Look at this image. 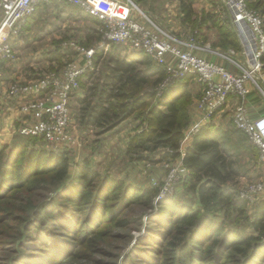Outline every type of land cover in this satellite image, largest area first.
<instances>
[{
    "label": "trees",
    "instance_id": "1",
    "mask_svg": "<svg viewBox=\"0 0 264 264\" xmlns=\"http://www.w3.org/2000/svg\"><path fill=\"white\" fill-rule=\"evenodd\" d=\"M194 3L182 0L186 28L196 35L215 29V46L240 50L231 17L211 10L199 13ZM261 6L256 0L254 8ZM93 18L103 25L97 35L101 40L104 23ZM121 45L100 81L89 85L81 80L87 90L78 99L81 128L97 127L104 134L130 119L138 124L127 139V153L163 148L162 159L181 157L193 76L161 90L166 67L143 51L130 49L120 59L125 50ZM103 56L104 49L96 48L97 64ZM224 132L207 123L182 157L189 170L184 185L197 194L196 207L174 195L155 202L159 187L141 188L109 171L102 173L90 158L71 169L69 152L38 146L37 141L45 142L41 137L0 141V224L15 222V241L31 238L27 245L35 249L38 264H116L138 225L133 212L140 207L156 210L148 217L150 236L146 250L134 246L124 264H264V201L250 214L248 202L225 186L239 170L224 151Z\"/></svg>",
    "mask_w": 264,
    "mask_h": 264
},
{
    "label": "built area",
    "instance_id": "2",
    "mask_svg": "<svg viewBox=\"0 0 264 264\" xmlns=\"http://www.w3.org/2000/svg\"><path fill=\"white\" fill-rule=\"evenodd\" d=\"M54 2L74 5L101 20L104 23L102 45L111 41L131 50L143 51L166 67L168 74L159 87L161 90L189 75L199 82L202 86L198 99L201 118L186 128L181 144L192 139L219 110L236 99L233 124L259 149L260 159L264 161V112L253 117L247 102L253 85L263 91L260 73L264 66V18L250 8L248 0L226 2L241 43L242 65L230 58L240 67L239 71L184 48L185 42L176 34L150 18L146 20L135 0H0V76L4 64L15 58L12 38L22 33L40 5ZM83 50L81 61H72L59 71L10 84L9 96L21 99L18 107L24 115V122L18 126L21 135L41 137L55 147H68L78 142L72 130L71 100L81 87L82 78L94 69L95 54V48ZM231 50L235 52V49ZM167 167L165 187L160 196L172 190L175 182L180 177H187L189 172L182 162L178 166L167 164ZM262 196L264 177L246 183L236 192L238 199L248 203H254Z\"/></svg>",
    "mask_w": 264,
    "mask_h": 264
},
{
    "label": "rangeland",
    "instance_id": "3",
    "mask_svg": "<svg viewBox=\"0 0 264 264\" xmlns=\"http://www.w3.org/2000/svg\"><path fill=\"white\" fill-rule=\"evenodd\" d=\"M135 1L145 13L146 20L150 18L156 24L174 34L177 32H179V34L180 32H188L186 24L182 22L184 18L181 10L182 0ZM194 1V7L199 13L204 10H211L222 14V18L230 17V11L226 3L227 0ZM261 1L262 6L259 8H254L256 0H249L248 2L250 8L254 9L255 12L259 13L264 18V0ZM62 5L64 7L61 6L60 3L59 5H40L29 18L28 28H25V30L19 34L17 44L13 45L15 58L9 61L11 62L10 64L13 70L6 71L4 66L2 69L0 81L5 78L7 81L5 85L8 89L10 84L14 82L27 81L30 77L36 78L44 73L59 71L69 62L81 61V57L84 56L83 49H87L85 43L89 41L94 43L96 41L97 35L95 30L92 27H87V23H83L80 20L82 16L75 12L72 6L67 4ZM62 8L66 9L67 14L61 11ZM91 26H95L92 21ZM209 33H211L209 34L211 38L214 36L215 32L210 31ZM102 40L103 39L100 41ZM96 43L99 44V41ZM118 46V43L108 41V43L106 42V44L99 47L105 49V55L100 60L98 66L94 58V69L92 70L94 74L89 76V85L97 83V81H100L107 73L111 59L118 55L116 53ZM121 47H124L123 50L125 49L124 51L120 50L121 54L119 55L122 58L125 55V51L128 52L130 49L123 45H121ZM230 58L241 65L243 63V61L238 60L234 56H229V59ZM240 59H243V56H241ZM233 64L234 63H232V65ZM236 67L240 70L238 65H236ZM9 72H14L21 77V80L16 79L18 76H13V78H11L10 75L13 73L11 74ZM92 72L88 73L91 74ZM260 74L262 79L260 84L263 91L252 84V88L259 94L260 101L258 102V106L255 105L253 109L249 105V110H264V66ZM191 80L190 89L197 94L199 98L202 92V86L194 82V77H192ZM83 93L85 95L87 90L85 89ZM12 99L17 100L15 105H17L16 108L19 107L21 99L17 97ZM76 99L71 100L72 112L77 114V118H74L72 124V130L78 137V142L68 147L63 146L62 148H58L52 146L53 144L49 142L36 140L38 146L49 147L56 150H67L71 157V169H74L75 162L84 158H90L93 165L102 173L109 171L115 176L125 179L127 183H133L141 188H146L148 186L159 187L155 202L168 195H174L180 202L189 203L195 207L199 205L197 194L185 188L184 182L186 177H180L175 182L172 190L169 189L163 196H160L161 190L165 187V179L168 172L167 164L178 166L181 164L180 158L162 159L165 153L163 148L144 150L137 153H127L125 139H118L117 136H115V132L117 131L115 128L112 129V132H110L111 130L108 131V134H101L100 129L97 127L91 128L90 130H83L78 116L80 105ZM8 115H10L8 111L0 108V117L3 118ZM214 118V121L225 131L222 136L224 151L230 160H235L237 162L236 168L239 170V174L234 175L230 180L226 181L225 186L238 192L246 183L260 180L264 177V161L260 159L259 149L249 141L248 136L242 130L238 129L233 124L232 106L227 105L223 107L215 114ZM126 122L132 125L129 120ZM2 128L1 125L0 131ZM127 131L128 130H126V132ZM13 134L12 140L5 143L28 139L19 133L18 126L15 128ZM261 201H264V196L254 203H248V212L252 214L254 207ZM155 212L156 210H143L140 207H135L133 217L138 219V225L131 230V238L123 243L122 248L119 250V258L113 262L116 264H124V261L128 260V253L131 252L134 246L138 245L140 251L146 250L145 241L150 236L149 225H151L150 222H148V217ZM15 227L16 224L13 221L8 222L4 226L0 224V264H38L34 258V255H36L34 254L35 249L27 245L31 238H28V240L20 239L15 241ZM106 259L111 260L112 258L108 257ZM132 261H135V256L132 257L129 263ZM137 263H139V261H137Z\"/></svg>",
    "mask_w": 264,
    "mask_h": 264
},
{
    "label": "crops",
    "instance_id": "4",
    "mask_svg": "<svg viewBox=\"0 0 264 264\" xmlns=\"http://www.w3.org/2000/svg\"><path fill=\"white\" fill-rule=\"evenodd\" d=\"M49 4H52V5H55V4L57 5L58 4L59 5V2L58 3L57 2H54V3H44V4H42V6L43 5H49ZM62 4H66V3H60L61 6H63ZM67 5H70V4H67ZM70 6H72L74 8L73 10L75 12H77L79 15L82 16V17H80V20L83 23H87V27H89V28L92 27L95 30L96 35H98L99 31H101V29H102V24L101 23H98L93 18L94 16L92 17L91 15H88V14L82 12L78 7H76L74 5H70ZM61 11L64 12V14L67 12L66 9H64V8H62ZM91 21L95 24V26H91ZM27 26H28V23L24 27V30H25V28L26 29L28 28ZM187 29H188V32H180V34H179V32L176 33V35L178 37H180V39L183 42H185V44L183 45L184 48H186V49H192V50H194V52L197 55L202 56V57H205V58L210 59V60H213V61H217V62L225 65L226 67L230 68L233 71L234 70L235 71H239V69H237V67H236V63H234L232 60H230L229 58L225 57L224 55L234 56L238 60L243 61V59H240L241 56H242L241 53H240V51L239 50H235V52H233L231 49L224 50V49H222V48H220L218 46H215L214 45V41L216 39L215 38V33H214V36L211 37V38H210V35H209V34H211L209 32L210 31H214L215 32V29H207L205 32H201L198 35H196V34L193 33V31L191 30V27L190 26H188ZM18 40H19L18 37H13L12 38L13 45L17 44V41ZM98 41H99V44L96 43ZM102 41L98 40L97 37H96V41L94 43L91 42L92 45H90L87 48H93V47L94 48L95 47L96 48H99L102 45V43H101ZM104 51H105V49H104ZM81 58L83 59L84 56L81 57ZM125 58H126L125 56H123L122 58L120 57V59H125ZM10 63L11 62L7 61L4 64V67L6 68V71H12L13 70V67H12V65ZM99 63H100V61L98 62V64ZM232 63H234V64L232 65ZM98 64L96 62V65L97 66H98ZM90 72H92V71H90ZM9 73H11V74L13 73L12 75H10L11 78H13V76H18L14 72H9ZM90 75H91L90 73L86 74L82 78V80L85 81V82H87V83H90V81H89L90 80V77H89ZM33 78L30 77L27 80H30V79H33ZM16 79L21 80V77L18 76V78H16ZM194 80H195L194 82L196 84L199 83L196 79H194ZM6 82L7 81L5 80V78L0 81V108L5 109L6 111H8V113H10V115H8L6 117H3V118L0 117V126L2 125V127H3L1 129V131H0V141L10 142L12 140L13 136H14L13 133L15 132V128L17 126L21 125L22 122H24V115L19 111V108L18 107L16 108L17 105H15V103L17 102V100L12 99L9 96V94H8V87L5 85ZM83 92H85V89L81 85V87L75 92V94L73 96V99H76L77 98L76 101L78 102V99L80 97H83L84 96V93ZM198 99H199L198 98V95L193 92V102L189 106V116H190V124H189V126L192 125L194 122H197L201 118V112H200V110L198 108ZM259 101H260L259 94L257 93V91L254 88H252V91H251V93L249 94V96L247 98L248 104L253 109V107L255 105L258 106V102ZM235 102H236V99H233L232 100V103L230 104V106H232V108L234 107ZM78 104H79V102H78ZM262 112H264L263 109L262 110H259V109L258 110H250V114L253 117L258 116ZM76 116H77V114L76 113H73V117L74 118H77ZM128 120H129L130 123H132V125L130 124L131 126L126 122ZM128 120L123 121L121 124H119L118 126L115 127V129H117V131L115 132V136H117L118 139H122V140L125 139L124 140L125 141V145L127 143V139H128L127 137H129L130 134H134V133L137 132L136 125L138 124V122L135 123V122H131L130 119H128ZM214 120H215V118H213V120H211V121H213L215 124H217V122L214 121ZM27 121L30 122V118H28ZM217 125L219 126V124H217ZM126 130H128V131L126 132ZM110 132H112V130ZM108 133L109 132H107L105 134H108ZM192 140H193V138L190 139V140H188V141H186V142H183L181 144L180 152H181V155L182 156L181 157H178V158L181 159L180 160L181 162H182V157L185 155L187 148L192 143ZM58 148H62V147H58Z\"/></svg>",
    "mask_w": 264,
    "mask_h": 264
}]
</instances>
